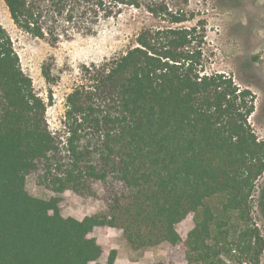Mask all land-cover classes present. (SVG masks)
Returning a JSON list of instances; mask_svg holds the SVG:
<instances>
[{"label": "trees", "instance_id": "obj_1", "mask_svg": "<svg viewBox=\"0 0 264 264\" xmlns=\"http://www.w3.org/2000/svg\"><path fill=\"white\" fill-rule=\"evenodd\" d=\"M4 3L19 29L55 41L52 19L71 4L111 18L142 2ZM144 7L164 24L141 28L121 53L86 65L55 130L0 24V264H113L114 250L98 261L97 227L120 230L131 250L167 242L168 264H260L264 238L251 202L264 141L248 122L254 94L206 69L204 20L183 24L196 17L187 0ZM29 176L52 196L30 194ZM66 192L101 201L102 210L63 216L57 195ZM190 213L182 237L176 224Z\"/></svg>", "mask_w": 264, "mask_h": 264}, {"label": "rangeland", "instance_id": "obj_2", "mask_svg": "<svg viewBox=\"0 0 264 264\" xmlns=\"http://www.w3.org/2000/svg\"><path fill=\"white\" fill-rule=\"evenodd\" d=\"M140 1L139 7L121 6L119 15L111 18L101 16L99 11L98 16L86 11L84 5L71 4L61 16L52 19L51 24L59 34L54 41L50 35L38 38L19 29L10 18L4 0H0V24L11 37L22 70L46 103L45 115L50 129L62 125L65 97L83 82L86 65L109 60L121 53L133 43L141 28L164 24L144 7L156 0ZM68 7L74 10L71 20L65 19ZM187 8L196 17L184 25L190 26L199 18L204 20L201 47L206 69L231 75L235 83L254 94V111L248 116V122L257 138L264 141V0H187ZM25 185L36 197L52 196L46 189L36 186L31 176L27 177ZM57 197L63 216L81 219L100 212L103 207L101 201L72 192ZM251 204L253 220L264 238V172L257 180ZM192 226L193 214L190 213L176 224V230L183 237ZM91 235L101 246L100 262H105L114 250L113 264H168L167 242L131 250L118 229L97 227ZM260 264H264V250Z\"/></svg>", "mask_w": 264, "mask_h": 264}]
</instances>
